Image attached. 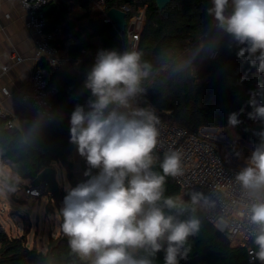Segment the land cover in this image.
<instances>
[{"label": "clouds", "instance_id": "clouds-1", "mask_svg": "<svg viewBox=\"0 0 264 264\" xmlns=\"http://www.w3.org/2000/svg\"><path fill=\"white\" fill-rule=\"evenodd\" d=\"M207 14L214 31L205 29L172 70L194 77V61L214 57L227 37L239 49L237 58L264 74V0H211ZM152 72L138 49L99 50L84 81L91 96L70 114V143L85 159L88 179L66 188L58 215L71 252L84 264H155L161 251L164 264H179L190 252L189 238L201 230L198 210L216 207V201L198 191L189 200L165 194L168 178L184 175L183 152L170 148L160 159L156 109L134 103ZM250 97L248 118L264 124V84ZM242 112L229 114L228 127L242 123ZM51 119L40 112L28 138L38 136ZM254 134L259 142L234 177L238 195L226 205L232 219L218 217L216 226L233 233L243 229L252 241L249 255L264 264V128ZM24 182L0 163V198L7 199Z\"/></svg>", "mask_w": 264, "mask_h": 264}, {"label": "trees", "instance_id": "trees-1", "mask_svg": "<svg viewBox=\"0 0 264 264\" xmlns=\"http://www.w3.org/2000/svg\"><path fill=\"white\" fill-rule=\"evenodd\" d=\"M93 0H81V6L90 8ZM106 9L129 8V18L137 9L146 6L145 24L141 34L138 50L143 52V60L149 62L153 72L144 81L145 92L139 96L143 107L152 106L163 121L186 128L196 134L201 127H228V116L232 112H243L242 121L236 128L241 137L253 135L255 126L258 131L264 124L248 118L252 109L248 105L250 92L264 84V74L247 60L237 58L238 47L225 37L217 50V56L209 61L206 72L209 77L197 83L196 75L174 72L173 65L182 57L190 54L196 47L201 33L214 31L211 27L212 17L207 14L211 0H171L163 9L156 7L155 0H104ZM66 7L63 4L50 2L44 8L47 17L46 30L54 29L63 22ZM90 10V9H89ZM88 10V11H89ZM88 13V12H87ZM85 14L82 17L88 18ZM100 23L93 27L84 26L74 36L75 44L68 47V58L79 61L75 74L64 71L52 72L46 63L39 66L47 72L49 87H55L56 93L51 97L54 119L45 122L35 138H28V129L34 120L25 125L23 130L6 127L7 119L0 118V163L10 167L23 180L31 181L37 174L53 163L60 164L65 170L72 187L75 186L72 173L71 155L75 145L70 143V114L75 106L85 105L91 93L84 88L86 73L95 62L101 49H126L125 31L117 30L111 23ZM72 24L65 27L71 30ZM91 31V33L89 32ZM92 38H99V45H93ZM92 50L89 58L87 50ZM201 60L194 61L197 66ZM52 72V73H51ZM172 114L168 115V111ZM160 159L162 155L156 153ZM158 169V164H157ZM93 169L92 173L96 174ZM166 195H182L189 200L190 191H182L172 178H168ZM47 194V193H46ZM59 205V204H58ZM201 230L188 240L190 252L185 264H260L255 260L248 262L247 250L234 247L229 239L209 223L201 211ZM252 247V241H251ZM161 252L157 253L155 264H162ZM0 264H84L71 252L68 238H49L46 252H40L35 246L29 248L25 237H10L0 224Z\"/></svg>", "mask_w": 264, "mask_h": 264}, {"label": "built area", "instance_id": "built-area-1", "mask_svg": "<svg viewBox=\"0 0 264 264\" xmlns=\"http://www.w3.org/2000/svg\"><path fill=\"white\" fill-rule=\"evenodd\" d=\"M57 0H18L21 9L26 18V28L32 36L34 54L33 60L35 65L30 74L29 89L21 94V103L27 105L30 110L29 114L22 117H15L11 114L0 112V118L7 119L6 127L9 129L23 130L25 125L31 120H35L40 112H46L54 119L51 97L56 93L55 87H49L47 76L49 72L39 66L40 62L48 65L52 72L60 71L64 60L60 57L59 47L56 42L57 30L47 31V17L44 8L50 2ZM120 10L126 13L127 26L125 27L126 49H138L141 34L145 24L146 6L136 10L129 18L127 13L129 8L123 5ZM104 0H93V5L88 11L91 18H101L104 23L115 25L107 17V11ZM211 27L213 28L212 24ZM100 43V42H99ZM124 49V50H126ZM9 59L15 63H20L22 58L15 55L13 51L8 52ZM214 57H207V61L214 60ZM78 64V63H76ZM9 65L1 67V72L5 73ZM51 72V73H52ZM138 106L143 107L140 97L134 101ZM172 114V110L168 111ZM160 130V145L156 153L163 156V153L170 148L180 149L183 152L184 175L173 179L176 185L183 191H198L205 196L216 201L214 209L204 211L200 210L204 218L211 223L221 234H223L234 247H243L247 250L248 262L253 263L255 260L249 255L251 240L246 239L243 229L240 232H230L228 229L221 230L216 226L218 217L225 216L231 220V215L227 212L226 205L231 199L238 195V188L234 186V177L236 173L245 164H240L235 160L226 158L224 152L229 146L234 145L231 135L218 136L216 132H225L230 127L207 128L201 127L196 134L190 133L186 128L172 124L168 121H161L158 125ZM236 135L237 130L233 128ZM223 130V131H222ZM241 136V135H240ZM236 137V136H235ZM236 139V138H234ZM241 141L243 139H240ZM247 144V143H246ZM245 144V145H246ZM251 142L249 145H256ZM88 179V177H87ZM46 183H39L37 186L26 185L21 188L22 193L29 197L38 199L46 194ZM164 264V252L161 251ZM185 259H181L179 264H185Z\"/></svg>", "mask_w": 264, "mask_h": 264}, {"label": "crops", "instance_id": "crops-1", "mask_svg": "<svg viewBox=\"0 0 264 264\" xmlns=\"http://www.w3.org/2000/svg\"><path fill=\"white\" fill-rule=\"evenodd\" d=\"M81 0H57L59 4H63L66 7L65 15L63 22L58 25L53 30H57L56 42L60 51V57L64 60V63L61 66V71L67 72L69 74H75L78 68L79 61H71L68 58V47L75 44L73 36L84 26H88V18L82 17L85 14H88V10L92 7L93 1L90 3V8L87 10L81 6ZM93 19H99L93 18ZM68 24L73 25L71 30L66 31L65 27ZM49 29L47 31H53ZM91 33V31H89ZM94 40L100 42L99 38H92L93 45L97 46ZM13 51L15 55H18L22 58L20 63H15L13 59H9L8 52ZM92 53V50H87L85 57L89 58ZM34 47L32 36L26 28V18L23 10L21 9L18 0H0V112L11 114L15 117H22L29 114L30 110L27 105L21 103L20 97L21 94L29 89L30 74L35 65L33 60ZM78 63V64H76ZM4 65H9V69L5 72H1V67ZM49 75V74H48ZM72 162V173L74 177L75 186L87 179L84 176V172L87 170V164L84 158H82L78 152L75 145V148L71 155ZM58 164V163H56ZM65 172L66 170L58 164ZM67 178V175H66ZM68 180V178H67ZM23 184L31 185L29 180H24ZM69 186L72 187L71 182L68 180ZM74 186V187H75ZM63 192L67 194L64 189ZM48 200V213H54L62 207V204L59 205L54 203L53 207L50 206V201L53 200V197L49 194L43 195ZM42 198V197H41ZM41 198H38L39 202ZM3 202L6 199L0 198ZM1 224V222H0ZM2 226V224H1ZM3 227V226H2ZM4 228V227H3ZM5 230V229H4ZM8 234V233H7ZM9 235V234H8ZM66 237L58 228V233H52L49 235L53 238ZM67 238V237H66ZM26 242H28L26 238ZM49 239L47 241L48 245ZM41 243L42 240H41ZM34 246V245H33ZM31 248V247H29ZM40 252H46L41 249H37Z\"/></svg>", "mask_w": 264, "mask_h": 264}, {"label": "rangeland", "instance_id": "rangeland-1", "mask_svg": "<svg viewBox=\"0 0 264 264\" xmlns=\"http://www.w3.org/2000/svg\"><path fill=\"white\" fill-rule=\"evenodd\" d=\"M94 41L96 44H99L97 40ZM208 62L207 60H201L195 66L196 73L198 74L197 83H202L208 79L210 75L206 72V68L209 65ZM159 121L161 122L163 120L159 117ZM230 132H234V129L228 128L225 132L215 131V134L223 137V135H229ZM231 133L230 139L234 141V145L226 149L224 156L240 164H245L246 159L250 156L255 146L249 144L251 142L258 143L259 139L251 138V134L243 138L239 133H236V135L234 134L235 132L233 135ZM240 139L243 140L241 141ZM51 167L56 171V179L59 187L66 192L69 183L64 170L56 163H53ZM23 186L26 185L23 183L20 184L17 192L9 194L5 202L0 200V222L10 237H25L28 240L26 242L28 247L32 248L34 245L37 249L39 248L45 251L49 235L58 233V228L61 223L58 212L48 213L47 205L49 202L45 196H42L40 202L37 199L25 196L21 191ZM50 203L49 207H53L55 201L52 200ZM41 240L43 243H41Z\"/></svg>", "mask_w": 264, "mask_h": 264}, {"label": "water", "instance_id": "water-1", "mask_svg": "<svg viewBox=\"0 0 264 264\" xmlns=\"http://www.w3.org/2000/svg\"><path fill=\"white\" fill-rule=\"evenodd\" d=\"M171 0H155L156 7L159 10H163ZM107 17L112 21L115 25V28L119 31H124L127 26L126 22V13L117 8H110L107 11ZM100 23L99 19H88V26L93 27ZM158 116V113L156 112ZM254 132H258V126H255ZM253 132V135L256 136ZM39 183H46V193L53 197V200L56 204H63V200L65 197V193L59 187L57 179H56V171L53 167H46L41 170L37 176L31 181L32 186H37Z\"/></svg>", "mask_w": 264, "mask_h": 264}]
</instances>
